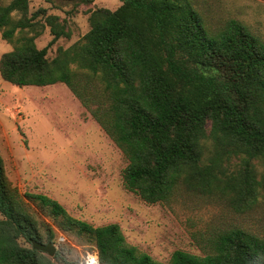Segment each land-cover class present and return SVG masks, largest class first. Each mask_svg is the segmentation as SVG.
I'll list each match as a JSON object with an SVG mask.
<instances>
[{
    "label": "trees",
    "instance_id": "obj_1",
    "mask_svg": "<svg viewBox=\"0 0 264 264\" xmlns=\"http://www.w3.org/2000/svg\"><path fill=\"white\" fill-rule=\"evenodd\" d=\"M121 1L115 10H89L83 40L53 58L49 48L70 36L59 16H29L30 0L0 5L2 37L14 44L0 58L2 77L18 86L65 83L123 150L124 184L147 203L169 200L182 185L251 208L264 199V170L255 164L264 165V39L234 18L215 30L194 0ZM40 15L53 35L43 48ZM34 205L62 228L90 234L100 264H264V239L239 227L209 238L203 254L177 249L168 262L155 260L129 244L118 223L94 226L53 197L22 192L1 153L0 264H60L57 250L51 257L33 248V239L56 236Z\"/></svg>",
    "mask_w": 264,
    "mask_h": 264
},
{
    "label": "rangeland",
    "instance_id": "obj_2",
    "mask_svg": "<svg viewBox=\"0 0 264 264\" xmlns=\"http://www.w3.org/2000/svg\"><path fill=\"white\" fill-rule=\"evenodd\" d=\"M194 1L215 30L234 18L264 39V0ZM9 2L1 0L0 5ZM121 4V0L80 5L30 0L28 15L45 9L46 14L58 15L70 32L49 48L48 57L53 58L59 47L68 48L83 40L90 29L89 10H115ZM36 20L37 30L42 32L36 44L43 48L53 35L44 15ZM20 35L17 32L16 36ZM13 47L0 31V58ZM0 153L8 178L22 192L53 197L73 217L94 226L118 223L129 244L158 261L168 262L177 249L203 254L209 238L231 228L239 227L264 239L262 197L251 208L239 211L219 193L194 192L182 185L169 200L159 203H147L128 190L123 180L126 155L65 83L18 86L0 73ZM238 162L235 158L230 168ZM255 164L260 174L264 165L258 160ZM33 207L37 217L56 232L58 263L81 264L88 253L98 254L90 234L64 229L47 210ZM40 229L46 241L44 228Z\"/></svg>",
    "mask_w": 264,
    "mask_h": 264
},
{
    "label": "water",
    "instance_id": "obj_3",
    "mask_svg": "<svg viewBox=\"0 0 264 264\" xmlns=\"http://www.w3.org/2000/svg\"><path fill=\"white\" fill-rule=\"evenodd\" d=\"M32 243H33L34 249L46 252L51 257H53L56 253V250H57L56 245L52 242L44 244V243L37 241L36 239H33Z\"/></svg>",
    "mask_w": 264,
    "mask_h": 264
},
{
    "label": "built area",
    "instance_id": "obj_4",
    "mask_svg": "<svg viewBox=\"0 0 264 264\" xmlns=\"http://www.w3.org/2000/svg\"><path fill=\"white\" fill-rule=\"evenodd\" d=\"M93 262H95V264H100L99 256L96 252L88 253L81 264H92Z\"/></svg>",
    "mask_w": 264,
    "mask_h": 264
}]
</instances>
